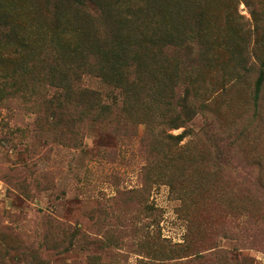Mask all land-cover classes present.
<instances>
[{"label":"rangeland","instance_id":"374dc122","mask_svg":"<svg viewBox=\"0 0 264 264\" xmlns=\"http://www.w3.org/2000/svg\"><path fill=\"white\" fill-rule=\"evenodd\" d=\"M73 1L0 0V264H264V0Z\"/></svg>","mask_w":264,"mask_h":264},{"label":"trees","instance_id":"16d2710c","mask_svg":"<svg viewBox=\"0 0 264 264\" xmlns=\"http://www.w3.org/2000/svg\"><path fill=\"white\" fill-rule=\"evenodd\" d=\"M76 1V4L80 5V6H83V3L81 2V0H74L73 2ZM92 4H94L95 6L97 5L99 8H102L104 2H106L105 0H89ZM116 3V2H115ZM114 3V4H115ZM106 5H108V2L105 3ZM84 6H86V4L84 3ZM1 8V6H0ZM1 10V9H0ZM6 19L4 17H1L0 16V39H8L10 36H12V31H11V27L9 25V23L7 24L6 23ZM9 25V27H8ZM55 35H53L52 37H57L59 36L60 34L63 33V31H55L54 32ZM28 38H32V37H28ZM58 38V37H57ZM33 39L31 40V43H32ZM2 42V41H1ZM55 43H52L50 41V47L56 49V50H52L51 49V53L53 54H58L59 53V48H61L60 44H57V46L55 47ZM32 45L30 44L29 45V50L31 51V47ZM67 46H70V45H67ZM75 51V50H74ZM51 53L49 54H46L44 56H42V59L43 61L42 62V69H43V73H44V82H43V87H42V97L44 98L45 100V103H47V107L50 109V110H59L63 107H66V106H73V107H79V105H84V104H81V103H77L75 101H70V96L71 95H75V97L77 98V94L75 93V89H74V85H71L72 83L69 82L64 76L62 73H59L55 68H57L58 66V61L54 58H51ZM191 53L192 51H190L189 49V52H188V56L191 57ZM56 54V55H57ZM62 55V54H61ZM110 55H116V57L120 60V62H124L126 60H133V59H136L135 55L133 53H131L130 50H128L127 47H119L116 46L114 48V50L110 53ZM47 60H50L51 61V66H48V61ZM61 64L63 65V61H61ZM69 66V65H68ZM96 69L98 70H103V68L105 67H100V66H96L95 67ZM104 79L106 81H108L109 78H105V75H104ZM110 81H108L111 85L117 87V88H121L124 93H122L123 97L125 98L126 97V93L128 94L129 89L127 86H125L123 83H120L119 81H112L111 79H109ZM135 81H131L130 84H134ZM142 79H140V82L138 84V86L140 84H142ZM152 84H154V82H150ZM73 84H75V82H73ZM137 86V87H138ZM81 94L83 95V100L84 101H89L91 104H93V102L95 103V106H97V104L99 103V101L101 100L100 99V95L98 94V92L94 91V90H91V89H83L81 90ZM133 96V94H132ZM134 96H135V93H134ZM133 96V97H134ZM188 101L187 100H183L180 104H179V110L181 112L185 111V112H190V107L187 103ZM89 104V103H87ZM177 120H179V117L175 118V117H165L160 123L165 126V125H168L170 126V128H174V127H177V126H180L178 124H181V123H178L176 124ZM176 124V125H175ZM204 131L206 133H208V135L210 136V138H213V139H216L218 140V137H219V133L217 131V129H215L213 127L212 124H206L204 126ZM164 135V133H163ZM181 137L180 135L179 136H172V135H166L165 134V139L167 140V142H171L175 139V141ZM152 138V137H151ZM153 140V139H152ZM160 157V156H159ZM178 183H180L178 181ZM174 189V186L172 187ZM199 192V187L196 185L193 187L192 189V192L190 193V196H191V199L193 200H196L193 196V193H198ZM136 193H137V190H136ZM139 193H143V190H140L138 192ZM135 194V192H134ZM132 227V226H131ZM238 228L239 230H243L245 232H252V230L249 228L248 226V223L246 220H242L239 224H238ZM136 231V230H135ZM218 254H213V255H209V257L211 259H215V257H217ZM156 256H159V258H164L163 255H161V253L159 252L158 255ZM221 259H227L226 257H221ZM157 261L154 263L153 261L152 262H146V263H143V264H164V259H156ZM241 261H242V264H246L247 262V259L246 258H241ZM235 264V262H233Z\"/></svg>","mask_w":264,"mask_h":264}]
</instances>
